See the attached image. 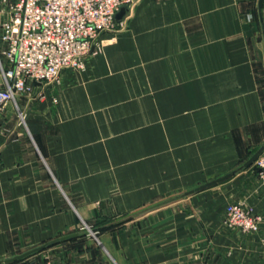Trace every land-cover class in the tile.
<instances>
[{"label":"crops","instance_id":"1","mask_svg":"<svg viewBox=\"0 0 264 264\" xmlns=\"http://www.w3.org/2000/svg\"><path fill=\"white\" fill-rule=\"evenodd\" d=\"M258 1L126 5L117 21L127 29L101 36L93 81L63 86L59 107L17 97L24 118L14 103L4 108L0 260L17 255L4 257L14 237L34 248L79 233L76 225L91 217L86 205L102 197L101 186L107 191L110 168L121 162L139 182L149 166L141 158L161 151L187 152L188 166L208 165L211 176L220 170L201 184L236 171L226 183L247 172L251 165L244 164L264 147ZM7 13L1 5L0 28ZM244 178L185 196L194 186L112 219L125 220L117 230L101 231L108 258L99 256L98 264H264V185L253 176L242 185ZM238 200L263 215L259 232L243 234L225 223L227 204Z\"/></svg>","mask_w":264,"mask_h":264},{"label":"built area","instance_id":"2","mask_svg":"<svg viewBox=\"0 0 264 264\" xmlns=\"http://www.w3.org/2000/svg\"><path fill=\"white\" fill-rule=\"evenodd\" d=\"M133 3L134 0H0L8 12L0 31V114L8 104L17 105V97L31 95L35 83H50L64 71L83 69L95 53L99 37L114 29L121 8ZM256 167L264 180V151ZM262 222L263 215L243 202L226 206L225 223L243 234L259 232Z\"/></svg>","mask_w":264,"mask_h":264},{"label":"rangeland","instance_id":"3","mask_svg":"<svg viewBox=\"0 0 264 264\" xmlns=\"http://www.w3.org/2000/svg\"><path fill=\"white\" fill-rule=\"evenodd\" d=\"M137 2L138 0H134L133 5H136ZM256 4L257 0H253V5L255 6ZM2 5L5 6V4ZM126 29V23L121 21L114 29L104 33L115 34ZM101 36L99 37L97 45L95 46V53L89 57L86 66L83 69H70L65 71L57 80L46 83L48 86L41 88L40 90L35 89L34 92L29 96L24 95L27 97V100H31V103L49 101L53 107H59L60 92L63 86L68 83L76 85L78 81H93L94 76L91 69V64L93 58L99 54V43ZM262 68L263 67H261V69ZM263 76L264 68L260 74L257 73V77L260 79V81L263 80ZM0 77L2 80V84H0L1 88L3 86V73L1 67ZM15 106L24 116L25 113H23V111H21L18 107V101L17 105L15 104ZM151 125L155 126L156 121L151 120L150 126ZM155 142V140L151 141V144ZM152 146L153 145H151V147ZM174 154L175 156H171L172 153L161 151V153L151 152L148 156L142 157L141 159L148 161L149 164L148 175L142 182L138 181L140 179L139 175H135L130 179V173H128L129 167H125L126 164L123 162L119 164L120 157H118L119 165L117 164V168H110L111 175H109L107 179V191H105L104 187L101 186L100 195H102V197L86 205L90 209L89 210L87 208L91 212V217L89 219H85V221L81 220L75 227L76 229L80 228L79 239L70 243L54 245L52 248L45 249L40 253H37L14 264H62L64 261H66V263L67 261H76L78 264H98L99 256H105L108 258V253L104 245L101 243L104 233H101L102 230L98 231L99 226L109 224L113 222L112 219L130 213L143 206L165 200L168 197H171L194 186L202 185L201 183L217 177L215 175L216 172L220 173V170L214 169V173L211 176V174L209 175L208 170L211 171L213 169L212 167L208 165L199 166L195 162L192 164V166H188L189 160H186L188 158L186 157L187 152L183 153V151L177 150ZM256 161L250 166V168H248L247 172L240 174L235 179L226 183L223 182L224 184L220 183L206 190L200 191V193L211 190L214 187H220L222 185L233 183L243 176L245 178L242 180V185H247L248 182H251L250 180L248 181V179H246L247 177L251 176L256 177V180L264 185V180L256 175ZM238 164H240V162ZM112 169L115 170V172ZM109 170L106 169L104 172L107 173ZM197 194H199V192ZM240 197H242V195H240ZM191 199L192 198L189 200L187 199L179 201L172 207L185 206L188 201H191ZM85 200H87V198H85ZM238 201L243 202L247 207H250L246 201ZM117 228H114L111 231L117 230ZM28 244L30 243L24 241L21 242L18 237H14L10 241V246L6 248L4 257L21 254L32 249V246Z\"/></svg>","mask_w":264,"mask_h":264},{"label":"water","instance_id":"4","mask_svg":"<svg viewBox=\"0 0 264 264\" xmlns=\"http://www.w3.org/2000/svg\"><path fill=\"white\" fill-rule=\"evenodd\" d=\"M263 5H264V0H259L258 1V6H259V9H260V13H261V21H262V25L264 27V17H263V14H262V9H263ZM126 14V8L122 7L121 10L119 11V13L116 15V19L117 20H121ZM263 33H264V28H263ZM35 85H37V83H35ZM264 151V147H262L261 149H259L256 153H254V155L244 164V167L243 168H246L250 165H252L257 159L258 157L260 156V154ZM242 169V168H240ZM239 169V170H240ZM236 172V171H235ZM235 172H232V173H228L226 175H223L221 177H218L212 181H209L207 183H204L202 185H199L198 187H195L189 191H187L184 195L185 196H188V195H192L194 193H198L200 191H203V190H206L210 187H213L215 185H218L220 183H223L224 181L228 180L229 178H231ZM125 219H120L118 221H114L112 222V224H115V223H122ZM77 236H80V232L79 233H71V234H67V235H63L61 237H58L48 243H44L40 246H37V247H34L28 251H25L21 254H17L13 257H10V258H7V259H4V260H0V264H14V263H17L19 261H22L24 259H27L37 253H40L41 251L49 248V247H52L54 245H57L61 242H64V241H67V240H70L72 238H75ZM34 264V263H33Z\"/></svg>","mask_w":264,"mask_h":264},{"label":"trees","instance_id":"5","mask_svg":"<svg viewBox=\"0 0 264 264\" xmlns=\"http://www.w3.org/2000/svg\"><path fill=\"white\" fill-rule=\"evenodd\" d=\"M120 223H115V224H112V222L111 223H109V224H107V225H102V226H99V229H98V231H103V230H106V229H111V228H114L115 226H118Z\"/></svg>","mask_w":264,"mask_h":264}]
</instances>
